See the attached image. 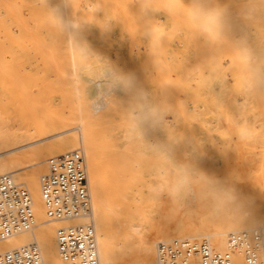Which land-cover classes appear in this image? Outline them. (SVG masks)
I'll use <instances>...</instances> for the list:
<instances>
[{
    "label": "rangeland",
    "instance_id": "obj_1",
    "mask_svg": "<svg viewBox=\"0 0 264 264\" xmlns=\"http://www.w3.org/2000/svg\"><path fill=\"white\" fill-rule=\"evenodd\" d=\"M146 2L0 0V127L22 151L84 121L100 135L105 169L123 161L138 203L172 220L216 217L228 205L234 214L263 211L264 0ZM200 7L226 9L220 36ZM133 127L137 146L124 147L121 135ZM37 134L45 135L25 138ZM151 180L164 185L160 197L149 199ZM139 239L119 245H134L135 263L146 264Z\"/></svg>",
    "mask_w": 264,
    "mask_h": 264
},
{
    "label": "bare ground",
    "instance_id": "obj_2",
    "mask_svg": "<svg viewBox=\"0 0 264 264\" xmlns=\"http://www.w3.org/2000/svg\"><path fill=\"white\" fill-rule=\"evenodd\" d=\"M8 129V127H0V175L10 173L17 183L29 189L33 201L35 223L30 231L18 233L0 240V252L21 248L36 242L41 249L45 264H63L57 246L58 229L71 224H80L86 222L88 219L53 220L49 218L42 199L40 177L47 170L48 158L72 149L82 151L88 170V182L93 209L92 217L97 235L100 264H134L137 259L135 257H138V255H131L137 251L135 250L136 247L133 245L135 251L131 252L128 247H121L119 245V239L136 237L140 238L139 248L143 251L146 264H158L156 249L159 241H170L176 238L206 239L214 250L231 252L234 264H246L243 252L230 251L229 238L227 241V236L234 232L264 226V210L262 211V209L256 206L247 211L248 213L234 214L237 210L228 205L222 207L219 212L217 211L219 215L216 217L181 216L175 217V220L167 218L168 215H163L165 213L162 212L163 209L158 210L153 204L141 206L137 200L138 190H132V187H136L135 179L126 174L131 169H127L128 172H126L127 170H125L123 161H116V164L112 161V167L108 171L105 169L106 166L104 164L106 163L104 159L106 153L101 149V145L99 144L100 135H98V131L95 128L88 127L84 121L69 123L58 128L60 133L57 135L72 133L69 136L49 142L45 147H35L31 150L25 149L22 151L12 148L18 143L12 141L11 135H13V130ZM138 133L139 131L136 127H133L130 131H124L121 135V140L126 145L124 147H131L135 144L134 142ZM44 135H29L31 137L25 138H41ZM135 145L137 146V144ZM31 156L34 158L30 159L32 158ZM135 160L137 159L135 158ZM117 164L119 165L117 166ZM132 171L129 173H132ZM112 173L118 174L113 181H111L113 177ZM124 177L126 180H124ZM20 179H24L27 183L17 181ZM131 179H134V182ZM116 180L120 182L117 183ZM114 181L116 184L115 195L109 189L114 187L110 184H114ZM151 182L152 180L148 185L150 190L149 199H154L160 194L162 195L164 185ZM156 189H161V191L157 192ZM255 192L256 195L258 192V196L261 193L257 189ZM261 198L264 199L262 196ZM261 200L258 201L259 203L261 202L259 204L260 207L264 203ZM116 210H118L120 217H117V221L113 222L114 218L112 214ZM138 262L140 263V261Z\"/></svg>",
    "mask_w": 264,
    "mask_h": 264
},
{
    "label": "built area",
    "instance_id": "obj_3",
    "mask_svg": "<svg viewBox=\"0 0 264 264\" xmlns=\"http://www.w3.org/2000/svg\"><path fill=\"white\" fill-rule=\"evenodd\" d=\"M46 213L53 220L88 219L57 231L63 264H100L88 170L79 149L51 156L40 177ZM35 215L29 189L10 173L0 175V240L34 227ZM230 251L243 252L246 264H264V226L229 235ZM158 264H234L231 252L212 248L206 239L176 238L157 243ZM0 264H45L36 242L0 252Z\"/></svg>",
    "mask_w": 264,
    "mask_h": 264
},
{
    "label": "clouds",
    "instance_id": "obj_4",
    "mask_svg": "<svg viewBox=\"0 0 264 264\" xmlns=\"http://www.w3.org/2000/svg\"><path fill=\"white\" fill-rule=\"evenodd\" d=\"M138 3L140 4V7L142 9H146V8H150V3L146 2V0H138ZM189 6H191V3L189 4ZM196 11V10H194ZM225 12L226 9L222 8V7H218V8H213V9H207L204 7H200L198 10V15L199 14H204V15H210L212 18V27L214 31H217L219 33V36L221 35L227 21H226V17H225ZM166 14H172L171 9L166 10ZM98 27H100L98 25ZM102 32H106L110 29V27H100ZM201 33L204 34L209 40H212V33L209 32L208 30L205 29H201ZM148 35L151 36L153 42H156V38H157V28L156 26H152L149 30H148ZM255 87V85L250 84V90ZM161 116L160 110L156 109L153 110L150 113V118L154 121H159ZM157 192L161 191V189H156ZM170 195H174V193H170Z\"/></svg>",
    "mask_w": 264,
    "mask_h": 264
}]
</instances>
